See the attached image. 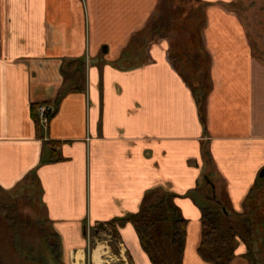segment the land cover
Listing matches in <instances>:
<instances>
[{"label": "crops", "instance_id": "0c3cea01", "mask_svg": "<svg viewBox=\"0 0 264 264\" xmlns=\"http://www.w3.org/2000/svg\"><path fill=\"white\" fill-rule=\"evenodd\" d=\"M159 1L0 0V198L34 193L66 263L94 264L101 233L125 264H151L118 221L165 194L187 221L182 264H207L200 206L264 215V0H193L201 39L175 8L153 37ZM38 104L53 109L40 129Z\"/></svg>", "mask_w": 264, "mask_h": 264}, {"label": "trees", "instance_id": "16d2710c", "mask_svg": "<svg viewBox=\"0 0 264 264\" xmlns=\"http://www.w3.org/2000/svg\"><path fill=\"white\" fill-rule=\"evenodd\" d=\"M172 6V0L159 1L156 14L152 16L149 22L153 37L156 35L160 37L167 33L174 16L168 11V8H172ZM204 103V97H202L201 102H198L202 122H204L205 113ZM36 106H31V116L36 128L40 129L36 116ZM56 144L52 143L51 146L54 147ZM53 149L55 150V148ZM203 157L204 159L208 157L207 151L203 152ZM28 181L26 178L22 184L29 188L30 182ZM33 195L34 193L31 195L29 193L24 199L32 201ZM175 197V195L165 194L158 200L146 204L138 213L118 221L119 225L130 223L134 227L140 246L151 264H182L187 221L174 205L173 199ZM222 207L225 208L224 211ZM0 208L2 211L9 209L3 205ZM200 214V233L196 253L204 263L232 264L235 258L234 250L238 242H243L241 235L244 234L248 245L242 259L247 260V264H254L251 259L255 260V252L250 249V245L256 238L261 240L260 244L262 243L264 246V228L261 231L263 227L261 222L256 227L247 229L246 222L248 225H252L251 217L241 214L232 216L225 205L219 202L217 205L200 206ZM37 218L39 234L37 233L34 240L30 242V258L35 257L39 261L37 264H44L41 261L46 254H49L57 264H61V243L57 234L53 231L48 220L42 217ZM231 218L233 219L231 220ZM15 232L18 231L12 232L11 235L13 247L18 243V237H14L17 234ZM35 247L39 248L36 250ZM15 251L17 250L15 249Z\"/></svg>", "mask_w": 264, "mask_h": 264}, {"label": "rangeland", "instance_id": "374dc122", "mask_svg": "<svg viewBox=\"0 0 264 264\" xmlns=\"http://www.w3.org/2000/svg\"><path fill=\"white\" fill-rule=\"evenodd\" d=\"M172 8H175V10L178 12V16L175 18L177 21L179 19L190 17L193 21H191V25L188 29V35L189 37H186L185 39H201V28H202V17L200 14L194 15L191 14L189 16H185L183 13H190V12H196L197 4L193 0H172ZM163 4V3H162ZM161 4V6H162ZM180 12V13H179ZM184 31L181 29H177L176 25H173L172 32L170 33L171 39H174L176 37H179L181 39L184 38L183 36ZM195 44H197L195 42ZM137 43L132 45V50H138ZM134 47V48H133ZM199 45L195 48L198 49ZM212 174L207 176H202L200 179V185L201 187L206 186L207 180L211 182L212 177L214 176L213 173H215L214 166H212ZM261 173V172H260ZM213 180V179H212ZM200 187V189H201ZM198 190L197 192H201V190ZM207 192H210V187H208ZM17 194V193H16ZM9 200L13 201V204H7L6 207H9L6 211H2L0 208V264H37L39 261L36 260L35 257L30 258V242L34 240V238L37 236V233L39 234L38 225L36 223L38 213L34 208V205L32 201L27 202L24 199V196L21 195H12L9 196L7 194L2 195V198H0L1 204L9 203ZM17 202V203H15ZM1 206V205H0ZM5 207V205H3ZM233 218H231L232 220ZM252 225H247V229H252L258 225V223L262 224L261 231L264 228V215L259 214L258 216L252 217ZM40 220V219H39ZM28 221V222H26ZM17 233L14 235L15 238L18 237L15 247H13V243L11 242V235L14 231ZM246 230V229H245ZM22 234V235H21ZM241 235V232H239ZM33 238V239H32ZM241 238L243 239V242H238V245L236 249L234 250V256L235 258L232 261V264L235 262H238L239 264H247V260H243L240 256L236 257V253L243 251L245 255L247 242L245 235L242 234ZM245 239V240H244ZM261 240L254 239L253 242L250 245V249H252L255 252V260L251 259L254 264H264V246L262 243L260 244ZM23 244V245H22ZM115 239L114 237H109L107 239L104 234H101L99 236H96L95 239H91L90 241V247L93 252V260L94 264H125V261H123L120 258L119 253H115L114 249L116 248ZM99 245V246H98ZM103 247H102V246ZM98 246V247H97ZM105 247H108L107 249ZM17 251H15V249ZM39 247H35L37 250ZM92 250H90V253H92ZM124 255V253H122ZM25 260H24V259ZM125 259V257H124ZM128 259V258H127ZM126 260V259H125ZM44 264H57L53 258L48 254L43 258L41 261ZM129 262V259H128ZM61 264H70V262L66 263L63 258H61ZM77 264V263H76Z\"/></svg>", "mask_w": 264, "mask_h": 264}, {"label": "built area", "instance_id": "2783aa9c", "mask_svg": "<svg viewBox=\"0 0 264 264\" xmlns=\"http://www.w3.org/2000/svg\"><path fill=\"white\" fill-rule=\"evenodd\" d=\"M53 109L47 104H38L36 106V116L39 126L46 127L49 117L52 114ZM123 259V254H120V258Z\"/></svg>", "mask_w": 264, "mask_h": 264}, {"label": "water", "instance_id": "95a60500", "mask_svg": "<svg viewBox=\"0 0 264 264\" xmlns=\"http://www.w3.org/2000/svg\"><path fill=\"white\" fill-rule=\"evenodd\" d=\"M263 173H264V172H261V173H260V177H262V176H263ZM206 182H207V184H209V186H210V187L213 189V185L211 184V182H210L209 180H207ZM212 194H213L212 196L214 197V191H212ZM222 210L224 211V210H225V208H224V207H222ZM101 227H103V228H104L103 224H100V225H99V228H101Z\"/></svg>", "mask_w": 264, "mask_h": 264}]
</instances>
